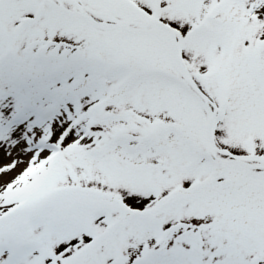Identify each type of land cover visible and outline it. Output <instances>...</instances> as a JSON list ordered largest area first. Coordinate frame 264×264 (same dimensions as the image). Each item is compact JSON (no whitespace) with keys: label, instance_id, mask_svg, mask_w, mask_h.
Instances as JSON below:
<instances>
[{"label":"snow or ice","instance_id":"snow-or-ice-1","mask_svg":"<svg viewBox=\"0 0 264 264\" xmlns=\"http://www.w3.org/2000/svg\"><path fill=\"white\" fill-rule=\"evenodd\" d=\"M0 264H264V0H0Z\"/></svg>","mask_w":264,"mask_h":264}]
</instances>
